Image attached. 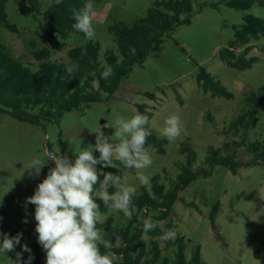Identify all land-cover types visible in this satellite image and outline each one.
Here are the masks:
<instances>
[{
    "label": "rangeland",
    "instance_id": "1",
    "mask_svg": "<svg viewBox=\"0 0 264 264\" xmlns=\"http://www.w3.org/2000/svg\"><path fill=\"white\" fill-rule=\"evenodd\" d=\"M154 1L90 0L97 14L93 25L95 40L101 45L103 64H106V51L117 50L109 27L120 20L141 18ZM18 2L7 0L5 6L10 21L18 26V30L8 29L0 23V39L13 55L36 68L38 62L32 55L30 40H35L38 47L48 44L46 22L42 14L24 15ZM50 2L41 0L42 10L47 9ZM247 14L264 18V6L256 1L251 7L241 9L230 7L222 0H195L191 21L177 26L165 36L159 53L152 52L143 65H134L113 94L103 92L101 100L72 109L59 122H50L46 127L18 120L9 112L0 111V243L5 234L13 237L22 233L20 244L14 251L0 253V264H15L17 253L22 254L20 264H25L29 255L34 259V242L38 237L35 205L26 203V199L34 194L55 163L48 160L38 176L24 169V165L51 150L67 155L73 162L77 148H93V155L99 157L94 148L96 134L91 130L101 127L104 134L111 137L114 128L107 125L116 117L130 119L140 113L139 105L143 103L151 112V133L163 137L164 121L175 113L181 117V134L174 142L168 141L161 147L145 145L153 160L150 167L141 170L150 177L147 186L140 184L136 169L126 167L114 175L118 183L109 186V193H114L121 185L135 186L137 191L151 190L156 175L166 188L173 186L188 159L187 152L182 150L184 144H189L197 152V160L192 166L195 170L209 167L206 157L211 148H221L223 153L235 149L237 159L244 162L238 172L216 165L208 177L200 175L179 190L171 215L161 223L164 230L171 229L176 235H185L188 256L195 245H201L202 258L207 264H264V248L261 247L264 241V164L257 162L249 151V144L253 141L264 144V103L255 111L245 103L251 90L264 86V36L235 48L237 53L249 48L248 56H257L249 68L232 67L220 57V50L230 46L234 39V26L242 24ZM86 41L84 35L72 33L65 40L64 47L54 49L51 58L69 64L68 50ZM202 67L214 75L232 96H213L211 92H205L197 79ZM95 86L98 87L97 81ZM246 111V124L238 131L230 129V124ZM97 170L100 176L102 166L97 165ZM94 198L97 204L103 203L99 197ZM217 200L221 205L213 225L210 212ZM133 208L136 209L134 198ZM109 217L112 218L110 230L97 227L102 237L110 231L113 243L116 238L113 233H117L121 243L120 229L129 219L122 212L108 208L101 211V221L97 224L106 222ZM168 221L172 223L170 227H166ZM146 239L149 242V237ZM158 239L163 254L173 257V245L160 237ZM24 244L31 253L22 250ZM41 250L42 264H46V252L42 246Z\"/></svg>",
    "mask_w": 264,
    "mask_h": 264
},
{
    "label": "trees",
    "instance_id": "2",
    "mask_svg": "<svg viewBox=\"0 0 264 264\" xmlns=\"http://www.w3.org/2000/svg\"><path fill=\"white\" fill-rule=\"evenodd\" d=\"M6 1L0 0V23L8 29L18 30V26L11 22L6 10ZM19 9L24 15L36 16L42 14L46 22L47 45L38 47L37 42L30 40L32 55L36 59L37 67L33 68L22 58L13 55L7 45L0 39V111L9 112L14 118L27 121L34 125L46 127L50 122H59L66 112L81 106L90 105L102 99V93L113 94L121 81L132 71L133 66L145 62L150 53H159L162 49L165 36L170 35L177 26L191 21L195 0H155L146 14L141 18L125 21L120 20L109 27L114 35L117 50L108 49L105 53L106 64L100 59V42L88 40L84 44L76 45L68 50L71 63L78 64L77 72L66 71L68 65L64 61L51 58L54 49L65 46V40L72 34H81L72 25L75 22L72 9H80L90 0H63L59 5L51 0L47 9L42 10L41 0H18ZM256 1L264 6V0H222L226 5L234 8H249ZM234 39L230 46L220 50L221 59L228 65L245 69L252 66L257 56H248L249 48L237 53L236 46L248 43L251 39L264 36V18L256 14H247L244 22L234 26ZM85 36V35H84ZM106 66H111L113 74L107 79L101 76ZM198 85L213 96L232 93L221 84L206 68L202 67L198 75ZM95 81L98 87L95 86ZM154 97L153 93H148ZM245 103L252 110L264 103V86L257 90H251L245 97ZM141 114L148 117L151 112L147 110V104L139 105ZM247 111L230 124V129L238 131L240 126L246 124ZM150 130V124L147 125ZM168 143L164 137L151 133L147 138V144L161 147ZM241 143V142H240ZM162 151L163 149L160 148ZM183 152H187V162L182 165L175 184L166 188L156 175L153 177L151 190L137 191L134 197L133 216L125 226L121 227L122 242L120 246H113L111 251L116 252L122 258L115 264H207L202 258L201 245H195L190 256L186 254L187 239L185 235L178 234L167 243L173 245L174 256L163 254L159 237L163 234L162 221L172 213L174 203L179 198V190L186 188L200 175L208 177L211 169L216 165H223L237 173L244 165L237 159L234 149L223 153L221 148H211L206 163L209 167L193 169L197 160V152L189 145L184 144ZM249 151L257 162L264 164V144L253 141L249 144ZM117 167H102L99 180L102 181L104 173L115 175L126 167L119 161H114ZM100 189L99 183L94 186ZM100 212L108 210L104 203L98 204ZM221 202L217 200L210 212V218L215 225L216 217ZM151 216L159 226L148 233L142 231V218ZM112 218L106 222L97 224L98 227H106ZM172 225L171 221L166 227ZM110 231L104 235L110 239ZM149 237V242L146 239ZM264 248V241L261 245ZM101 252L109 251L100 245ZM33 264H42V250L38 243V237L34 242Z\"/></svg>",
    "mask_w": 264,
    "mask_h": 264
},
{
    "label": "clouds",
    "instance_id": "3",
    "mask_svg": "<svg viewBox=\"0 0 264 264\" xmlns=\"http://www.w3.org/2000/svg\"><path fill=\"white\" fill-rule=\"evenodd\" d=\"M63 0H55L57 5ZM94 5L86 2L80 9H72L74 23L72 27L85 35L88 40H94L96 31L93 21L96 18ZM79 70L78 64H68L66 71L71 75ZM113 74L111 66H106L101 73L107 80ZM149 117L136 113L130 119L116 117L108 127L114 128L111 137L104 134L101 127L93 130L96 134L95 150L99 157L93 155V148H77L74 152V162L59 151H46L44 156H36L24 165L35 175L48 160L54 161L55 166L49 169L34 191L26 199V203L35 205V231L38 243L46 252V264H115L122 257L111 251L114 244L120 246L121 237L117 233L115 242L102 237L97 223L101 221L100 207L94 197H99L104 205L113 211H120L125 217L133 216V198L137 187L121 185L114 193L108 188L118 183L117 176L104 173L99 180L97 165L102 167H117L114 161H119L127 168L137 170V178L141 185L147 186L150 177L141 170L153 163L151 155L145 150L147 138L151 135L147 125ZM162 136L169 142H174L181 134L182 121L179 114H172L164 121ZM46 157V159H45ZM99 183L100 189L94 186ZM159 226L151 216L142 218V231L148 233ZM174 230L166 229L160 239L164 242L174 239ZM22 233L13 237L3 236L0 243V253L15 250L20 244ZM100 245L109 251L101 252ZM23 251L31 253L27 244L21 245ZM22 254L17 253L15 264H20ZM31 255L25 264H30Z\"/></svg>",
    "mask_w": 264,
    "mask_h": 264
}]
</instances>
